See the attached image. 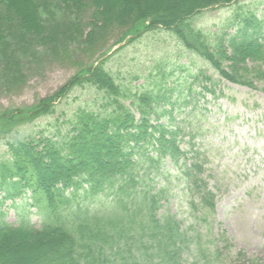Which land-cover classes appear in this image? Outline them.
<instances>
[{
	"label": "trees",
	"instance_id": "obj_1",
	"mask_svg": "<svg viewBox=\"0 0 264 264\" xmlns=\"http://www.w3.org/2000/svg\"><path fill=\"white\" fill-rule=\"evenodd\" d=\"M239 1L0 0V88L23 89L42 54L94 49L116 31L115 43L125 46L159 29L224 79L256 88L264 79V11L239 6L233 30L194 25L203 10ZM101 58L78 66L34 104L0 110V264H212L232 253L222 227L213 246L204 245L202 224L215 212L217 194L206 156L195 145L182 147L175 124L177 104L191 101L173 100L179 89H169L161 70L134 91ZM78 87L102 95V107L63 110L50 127L16 134L55 115ZM7 200L28 210L16 224L3 209ZM231 264L261 263L237 251Z\"/></svg>",
	"mask_w": 264,
	"mask_h": 264
},
{
	"label": "rangeland",
	"instance_id": "obj_2",
	"mask_svg": "<svg viewBox=\"0 0 264 264\" xmlns=\"http://www.w3.org/2000/svg\"><path fill=\"white\" fill-rule=\"evenodd\" d=\"M239 6L254 11L257 8L260 14L264 11V0H240L237 4L205 9L195 16L194 25L211 33L219 29L233 30L238 22L234 14ZM119 37L116 31L96 48L75 50L71 56L42 54L30 66L23 89L8 92L0 88V110L34 104L64 85L78 66L99 57H108L107 68L119 82L128 83L134 91L159 78L160 70L165 72L169 89H179L174 90L173 100L178 101L180 97L191 101L179 103L175 108V124L183 135L181 145H195L206 156L210 183L217 194L216 210L202 224L204 245L213 246L215 232L220 227L227 231L234 244L232 253L212 260V264L233 263L237 251L264 264V79L255 80L256 88L224 79L203 58L183 48L166 29L148 32L125 46H122L125 42L115 43ZM207 77H212L213 86ZM202 84L213 91L204 90ZM192 86L193 91L189 92ZM104 102L97 91L78 87L60 102L55 115L40 118L16 134L50 127L49 123L63 110L73 111L78 106L98 109ZM5 142L0 139V157ZM3 209L8 221L14 224L20 214L28 211L12 206L11 200L5 202ZM30 211L33 222L39 226L40 215L33 207Z\"/></svg>",
	"mask_w": 264,
	"mask_h": 264
}]
</instances>
